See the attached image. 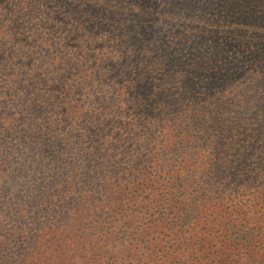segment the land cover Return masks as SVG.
Returning <instances> with one entry per match:
<instances>
[{
	"label": "trees",
	"instance_id": "16d2710c",
	"mask_svg": "<svg viewBox=\"0 0 264 264\" xmlns=\"http://www.w3.org/2000/svg\"><path fill=\"white\" fill-rule=\"evenodd\" d=\"M0 264H264V0H0Z\"/></svg>",
	"mask_w": 264,
	"mask_h": 264
},
{
	"label": "rangeland",
	"instance_id": "374dc122",
	"mask_svg": "<svg viewBox=\"0 0 264 264\" xmlns=\"http://www.w3.org/2000/svg\"><path fill=\"white\" fill-rule=\"evenodd\" d=\"M49 49H50V50H53V49H54V48H53V46H52L51 44H50V47H49Z\"/></svg>",
	"mask_w": 264,
	"mask_h": 264
}]
</instances>
